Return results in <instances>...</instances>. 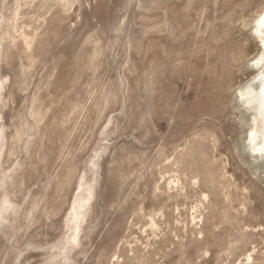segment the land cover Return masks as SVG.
I'll list each match as a JSON object with an SVG mask.
<instances>
[{"label": "rangeland", "instance_id": "374dc122", "mask_svg": "<svg viewBox=\"0 0 264 264\" xmlns=\"http://www.w3.org/2000/svg\"><path fill=\"white\" fill-rule=\"evenodd\" d=\"M263 8L0 0V264H264Z\"/></svg>", "mask_w": 264, "mask_h": 264}, {"label": "bare ground", "instance_id": "6f19581e", "mask_svg": "<svg viewBox=\"0 0 264 264\" xmlns=\"http://www.w3.org/2000/svg\"><path fill=\"white\" fill-rule=\"evenodd\" d=\"M261 17H264V8L257 15V18L253 21L252 30L259 40L260 52H261L255 61H258L260 56L262 54H264V40L261 39V36L264 35V24L261 23ZM252 66L258 69V74H257V76L253 77L252 80H250L247 84H245L240 89L239 97L242 101L241 102L242 105L246 106V108L250 111V114H251L252 126H251V128H249L250 131L248 133V140H249L250 145L252 146L251 152L261 156L264 153V108H262V102H264V81H262L260 77H261V73L264 72V64L257 65L256 63L253 62ZM173 183H176V181ZM174 188H176V187H174ZM75 202H77V201L75 200ZM195 210H196V208H195ZM191 214H192L191 224L193 225V224H196L195 220L197 219L196 217L198 215L196 213L195 214L191 213ZM193 215H196V217ZM197 220H199V219H197ZM153 222L151 224L149 223L151 227H154L156 224V223L154 224ZM198 223H199V221H198ZM156 226H155V228H156ZM146 232H147V230H146ZM247 261H249V257H247Z\"/></svg>", "mask_w": 264, "mask_h": 264}, {"label": "snow or ice", "instance_id": "6c2138e0", "mask_svg": "<svg viewBox=\"0 0 264 264\" xmlns=\"http://www.w3.org/2000/svg\"><path fill=\"white\" fill-rule=\"evenodd\" d=\"M261 23L264 24V17H261ZM261 39L264 40V35L261 36ZM257 65L264 64V54H262L258 61H254ZM261 80L264 81V72L261 73ZM262 108H264V102H262Z\"/></svg>", "mask_w": 264, "mask_h": 264}]
</instances>
